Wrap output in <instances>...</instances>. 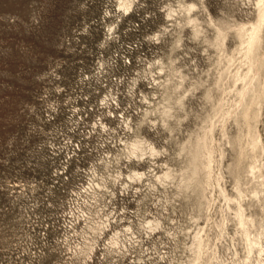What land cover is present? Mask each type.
<instances>
[{"label": "rangeland", "instance_id": "374dc122", "mask_svg": "<svg viewBox=\"0 0 264 264\" xmlns=\"http://www.w3.org/2000/svg\"><path fill=\"white\" fill-rule=\"evenodd\" d=\"M127 1L0 0V264H192L198 234L196 264H256L221 188L234 200L250 162L237 163L223 115L246 69L236 31L257 1ZM204 135L201 196L202 173L182 184ZM253 184L242 172L264 246Z\"/></svg>", "mask_w": 264, "mask_h": 264}, {"label": "bare ground", "instance_id": "6f19581e", "mask_svg": "<svg viewBox=\"0 0 264 264\" xmlns=\"http://www.w3.org/2000/svg\"><path fill=\"white\" fill-rule=\"evenodd\" d=\"M256 1L257 10L255 21L252 22L250 26H239L236 31V36L239 39L241 46L239 53L240 55H242L244 63L246 64V69L242 74L237 76V80L241 82V86L236 88L235 90L237 97L234 108L231 109V111L227 110L225 115H223V118L224 120H227L228 118L234 119V121L236 122L235 124H237L238 126V134L236 136V139L234 140L235 143H233L236 144L238 148L237 163L241 164L245 160H250L248 167L245 168L242 172L244 173L245 178L254 182L251 189L248 188L251 194L252 204H259V208H261V210L263 211L262 213H264V162L259 157L261 155V151H263L264 145L262 144L260 133L257 130V123L261 115V105L264 99V80L262 77V71L264 69V58L261 53V46L263 42L262 32L264 27V0ZM127 2L125 3L126 7L130 8ZM217 36L219 45L223 46L226 36L220 29ZM207 132H212V127L209 128ZM141 141L142 140H135L132 144H130L133 153H135L139 149V147H141ZM152 150L154 152L157 151L154 147ZM212 155V147H210L208 144L207 135H204L203 137L198 139L192 151L190 174L187 177L184 176L185 180H183V187H188L190 186L189 184L191 182L195 180L197 181L199 175L202 173L204 175V178L198 181L201 191L199 192L201 196H204L207 188L212 185ZM242 172L239 171L236 174L235 188L237 191V197H235L234 200L228 197V195L225 194V190H223L222 188L221 192L223 194V197L227 201V207L229 209H234V218L236 219V223L239 226L242 238L246 242L248 257L252 253L256 252V264H264V246L261 241L262 232L252 233L253 231H251V228H256L257 221L252 214H246V209L244 208V205L242 203V198L245 192L241 188ZM135 175L141 177L142 173L136 171ZM171 176V172L166 171L162 173L160 178L165 179L170 178ZM131 177H133V175ZM195 188H198V186ZM247 195L250 196L249 193ZM231 202L234 204V206L233 204H231ZM154 223L155 221H148V225H150V227H152ZM193 245L195 258L193 259L194 261L192 264H196L200 260L203 250L206 246L205 239L202 237V235L198 234L195 236ZM248 259H250V257Z\"/></svg>", "mask_w": 264, "mask_h": 264}, {"label": "built area", "instance_id": "2783aa9c", "mask_svg": "<svg viewBox=\"0 0 264 264\" xmlns=\"http://www.w3.org/2000/svg\"><path fill=\"white\" fill-rule=\"evenodd\" d=\"M84 188V186H82V189Z\"/></svg>", "mask_w": 264, "mask_h": 264}]
</instances>
